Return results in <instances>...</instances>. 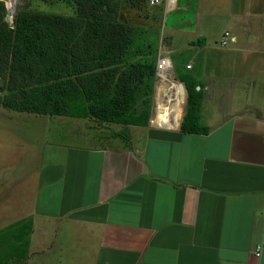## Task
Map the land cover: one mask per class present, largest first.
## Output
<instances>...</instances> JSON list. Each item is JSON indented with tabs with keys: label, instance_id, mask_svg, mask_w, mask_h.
I'll list each match as a JSON object with an SVG mask.
<instances>
[{
	"label": "crops",
	"instance_id": "crops-1",
	"mask_svg": "<svg viewBox=\"0 0 264 264\" xmlns=\"http://www.w3.org/2000/svg\"><path fill=\"white\" fill-rule=\"evenodd\" d=\"M182 9L204 39L189 70L206 132H181L179 115L155 123L180 128L149 129L142 149L109 148L79 125L29 119L36 156L25 179L0 173V214L14 232L0 236V264H264L254 255L264 234V0H180L169 13ZM222 18L240 30L216 48L211 21ZM207 51L221 52L213 65Z\"/></svg>",
	"mask_w": 264,
	"mask_h": 264
},
{
	"label": "trees",
	"instance_id": "trees-1",
	"mask_svg": "<svg viewBox=\"0 0 264 264\" xmlns=\"http://www.w3.org/2000/svg\"><path fill=\"white\" fill-rule=\"evenodd\" d=\"M121 1L75 0L74 16L19 12L12 26L0 1V106L146 126L148 113L134 112L137 89L155 76L157 63L121 65L134 44L132 29L118 21ZM183 82L188 104L181 132L205 133L195 117L203 91L193 78Z\"/></svg>",
	"mask_w": 264,
	"mask_h": 264
},
{
	"label": "rangeland",
	"instance_id": "rangeland-1",
	"mask_svg": "<svg viewBox=\"0 0 264 264\" xmlns=\"http://www.w3.org/2000/svg\"><path fill=\"white\" fill-rule=\"evenodd\" d=\"M0 1L5 4L6 9L9 12V5L5 1ZM160 1L161 4L151 6L149 3L139 0L135 2L122 0L118 14V21L132 29V35L134 38V44L121 64L123 67L136 64L155 65L160 57L168 58L171 61H168L166 69L163 72H156L154 77L144 81L138 86L134 112L137 116L147 112L149 116L147 125L142 127L116 123L105 120L94 114L88 115L86 118H73L55 114L38 115L14 111V114L18 117L20 115L23 116L21 117L22 121L26 120L24 125L19 121V118H16L17 116L11 117L7 114H0V173L4 172L3 175H9L12 171L11 169H17L16 175L19 173L18 178L25 179L27 157L29 162H31L33 155L36 156L35 143H31V141L26 138V133H29V119L34 120L36 118H42L45 119L46 123H51L52 121L54 124L60 122L62 125H70L73 130L79 125V132L86 138H89L90 141H95L96 144L98 142L101 146L109 148H119L123 146L128 148L139 147L142 149L148 130L151 128H160V126L155 123L177 124V117L181 115L182 118L179 125L182 124L184 117L187 114V88L186 95L181 92L179 101L170 106H161L158 102V97L165 77L175 84L181 82L185 85L183 82L184 78H193V76H196V68L193 66L194 69L189 70L187 66L189 64L194 65L191 63L194 59V52H197L196 49L204 44V39L195 35L196 30L194 29V25L187 24V20L193 18L190 11L187 12L182 9V14H184V11L185 13L187 12V14H184L181 18L180 16L175 18L179 13L173 12L168 14L166 12L167 8L165 0ZM178 5L177 2L176 6L172 9L176 10ZM179 8H181V5ZM75 9V0H17V11L13 22L8 19V13L5 15L4 19L12 26L19 12L74 16ZM172 9L168 8V11H171ZM211 22L213 24L211 25V29L214 32L212 44H214L216 48L221 45V37L223 38V35L226 32L232 35L238 28L237 23H239L238 20L231 18H222ZM242 27H244V25H242ZM206 54L209 62L213 65L216 58H218L217 55L221 54V52L217 51L216 53H213L207 51ZM2 85L3 81L0 79V86ZM0 95H3L2 92H0ZM185 97L186 101L184 104ZM204 98L205 95L203 94L201 106L197 111L198 113L195 114V117H198L196 123L197 127H202V104ZM0 109L4 108L0 106ZM171 130H175V128ZM29 175L31 176L30 165ZM32 176H34V182L31 186L32 194L31 196L27 195V202L30 201V197L32 200L34 199L33 192L36 179L35 175ZM24 189L25 187H17V192L19 194L16 195V198H20V193L22 192L21 197L23 202L25 199ZM0 231V236L3 235V240L14 233L13 230L10 229L7 213L0 214ZM1 248L0 253L7 252L5 251V246H1Z\"/></svg>",
	"mask_w": 264,
	"mask_h": 264
},
{
	"label": "bare ground",
	"instance_id": "bare-ground-1",
	"mask_svg": "<svg viewBox=\"0 0 264 264\" xmlns=\"http://www.w3.org/2000/svg\"><path fill=\"white\" fill-rule=\"evenodd\" d=\"M5 1L9 7V14L8 19L11 21L13 20L15 16V9L17 8V0H2ZM177 2L176 0H169L168 7H167V13L168 8L172 9L174 6H176ZM160 95L158 97V102L161 106H170L174 104L175 102L179 101L180 99V88L178 84H175L174 82L170 81L167 77L164 78V83L161 86Z\"/></svg>",
	"mask_w": 264,
	"mask_h": 264
},
{
	"label": "built area",
	"instance_id": "built-area-1",
	"mask_svg": "<svg viewBox=\"0 0 264 264\" xmlns=\"http://www.w3.org/2000/svg\"><path fill=\"white\" fill-rule=\"evenodd\" d=\"M131 1H138V0H131ZM139 1L147 2L151 6H157V5L161 4V1L160 0H139ZM165 2H166V8H167L168 0H165ZM176 2H178V4H179L180 3V0H176ZM229 39H230V34L229 33H225L223 35L221 44L222 45H226ZM168 61H170V59L165 58V57H160L159 60H158V62H157V65H156V71L158 73L163 72L166 69V66L168 64ZM187 68L188 69H191L192 68V65H188ZM263 253H264V234H263V240H262V242L256 247V249L254 251V255H255V257L257 259H259L262 256Z\"/></svg>",
	"mask_w": 264,
	"mask_h": 264
},
{
	"label": "water",
	"instance_id": "water-1",
	"mask_svg": "<svg viewBox=\"0 0 264 264\" xmlns=\"http://www.w3.org/2000/svg\"><path fill=\"white\" fill-rule=\"evenodd\" d=\"M16 11H17V8L15 9V15H16ZM9 14V13H8ZM15 17V16H14ZM14 19V18H13ZM11 22H13V20H11ZM178 85H179V88H180V91L182 92V93H185L186 94V87H185V85L183 84V83H178ZM161 127V126H160ZM162 129H168V130H171L170 128H165V127H161ZM180 127H178V128H175V129H179ZM174 129V128H173Z\"/></svg>",
	"mask_w": 264,
	"mask_h": 264
}]
</instances>
